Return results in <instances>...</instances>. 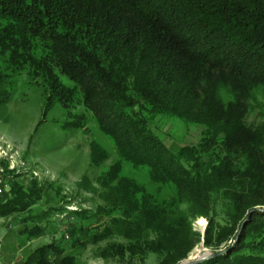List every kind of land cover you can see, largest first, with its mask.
Returning a JSON list of instances; mask_svg holds the SVG:
<instances>
[{
  "label": "trees",
  "instance_id": "obj_1",
  "mask_svg": "<svg viewBox=\"0 0 264 264\" xmlns=\"http://www.w3.org/2000/svg\"><path fill=\"white\" fill-rule=\"evenodd\" d=\"M24 79L48 110L65 111L63 131L87 132L91 117L114 143L110 170L79 185L102 204L99 258L180 264L205 218L204 246L222 255L200 264H264V119L249 122L264 108V0H0V113ZM159 115L202 126V140L167 149L150 127ZM90 145L99 168L111 156ZM126 165L147 170L151 186ZM30 182L11 180L0 220L44 237L67 210L22 218L42 200ZM22 264L78 262L53 243Z\"/></svg>",
  "mask_w": 264,
  "mask_h": 264
},
{
  "label": "rangeland",
  "instance_id": "obj_2",
  "mask_svg": "<svg viewBox=\"0 0 264 264\" xmlns=\"http://www.w3.org/2000/svg\"><path fill=\"white\" fill-rule=\"evenodd\" d=\"M63 81L72 85L66 77ZM24 82L25 79L19 84L6 113H0V165L8 170L10 163L12 167L18 168L24 164L22 169L20 167L15 172H7L11 180L24 183L27 187L31 185L30 181H37L43 191L41 202L22 218L44 216L61 207H65L67 212L48 225L44 237L37 238H29L25 232L32 227L31 222L0 220L3 262L22 264L40 248L55 243L63 246L67 254L77 259L78 264H128L119 259L99 258L100 249L105 248L107 242L97 245L93 243L92 235L101 231L105 223L104 215L99 213L102 204L96 196L79 186L85 178L95 185L97 179L110 170L116 160L114 143L97 129L91 117L87 132L63 131L61 124L65 121V111L60 105L53 111L48 110L43 92L25 86ZM262 103L264 106V99ZM263 113L264 108L257 107V111L249 117V122H261ZM150 127L165 147L172 151L198 145L205 131L195 123L186 124L175 117L163 115L151 120ZM92 142L106 148L111 156L99 168L93 167L91 163ZM124 173L151 186L145 169L135 170L126 165ZM17 176L21 178L15 181ZM170 196V191L164 190V197ZM76 213H82L87 219L79 218ZM218 221L224 224L221 218ZM207 227L208 220L205 218L193 222V230L201 236V242L187 260L200 258L208 252L220 253L204 246ZM77 238L81 241L76 245ZM145 262L157 264V256L151 254Z\"/></svg>",
  "mask_w": 264,
  "mask_h": 264
},
{
  "label": "built area",
  "instance_id": "obj_3",
  "mask_svg": "<svg viewBox=\"0 0 264 264\" xmlns=\"http://www.w3.org/2000/svg\"><path fill=\"white\" fill-rule=\"evenodd\" d=\"M11 192V178L10 176H1L0 175V198L5 194ZM1 240V239H0ZM1 264V261H0ZM16 264V263H13Z\"/></svg>",
  "mask_w": 264,
  "mask_h": 264
},
{
  "label": "water",
  "instance_id": "obj_4",
  "mask_svg": "<svg viewBox=\"0 0 264 264\" xmlns=\"http://www.w3.org/2000/svg\"><path fill=\"white\" fill-rule=\"evenodd\" d=\"M220 255H222V253L208 252V253L204 254V256H200V258L196 257L194 259L184 261L180 264H200V263H203L204 261L210 260L212 258L214 259L215 257H218Z\"/></svg>",
  "mask_w": 264,
  "mask_h": 264
},
{
  "label": "bare ground",
  "instance_id": "obj_5",
  "mask_svg": "<svg viewBox=\"0 0 264 264\" xmlns=\"http://www.w3.org/2000/svg\"><path fill=\"white\" fill-rule=\"evenodd\" d=\"M20 167H21V166H20ZM20 167H19V168H20ZM23 167H24V164H23ZM23 167H21V169H22ZM17 168H18V167H15V166L12 167L11 163H10L9 167L7 168L8 170L4 169V167L0 165V175H1V176H10L9 173H7V172H15V170H17ZM19 168H18V169H19ZM10 178H11V177H10ZM2 254H3V245H2V239H1V240H0V261H1V264H5V263L3 262ZM12 264H13V263H12Z\"/></svg>",
  "mask_w": 264,
  "mask_h": 264
}]
</instances>
